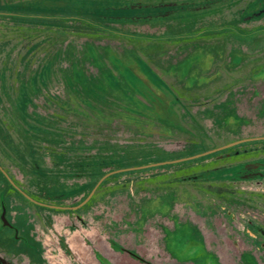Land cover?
<instances>
[{
  "label": "rangeland",
  "instance_id": "374dc122",
  "mask_svg": "<svg viewBox=\"0 0 264 264\" xmlns=\"http://www.w3.org/2000/svg\"><path fill=\"white\" fill-rule=\"evenodd\" d=\"M0 13V264H264V0Z\"/></svg>",
  "mask_w": 264,
  "mask_h": 264
},
{
  "label": "water",
  "instance_id": "95a60500",
  "mask_svg": "<svg viewBox=\"0 0 264 264\" xmlns=\"http://www.w3.org/2000/svg\"><path fill=\"white\" fill-rule=\"evenodd\" d=\"M0 16H19V15H13V14H5V13H0ZM264 138L262 139H252V140H244V141H240V142H237V143H234V144H231L229 146H226V147H223V148H220V149H216V150H213V151H209L207 153H204V154H201V155H197V156H194V157H191V158H187V159H183L182 162H188V161H192V160H196V159H199V158H202V157H206V156H209V155H212V154H215V153H218V152H222L224 150H227L229 148H233V147H236V146H239L241 144H244V143H247V142H251V141H259V140H263ZM180 163V162H179ZM172 164V162H168V163H162V165H153L155 167L157 166H164V165H170ZM147 168V167H145ZM0 171L2 173H4V175L7 177V179L9 180V182L13 185V187H15V189H17L26 199H28L29 201L35 203V204H38V205H41V206H44V207H48V208H53V209H58V210H77L79 208H81L83 205H85L90 199L91 197L93 196L94 192L96 191V189L106 180L108 179L109 177L115 175V174H118V173H122V172H126V171H117V172H113V173H110L109 175L105 176L99 183V185L96 187V189L92 192V194L89 196V198L84 202L82 203L80 206L78 207H73V208H62V207H55V206H48V205H45V204H41V203H38L36 202L34 199H32L29 195H27L24 191H22L18 186H16V184L10 179V177L7 175L8 173H6L2 167L0 166ZM7 207H4L3 208V214H2V221H3V224L5 225V227H9L11 229H13L14 227L12 226V224L9 222L8 218H7V210H6Z\"/></svg>",
  "mask_w": 264,
  "mask_h": 264
},
{
  "label": "flooded vegetation",
  "instance_id": "af4514ba",
  "mask_svg": "<svg viewBox=\"0 0 264 264\" xmlns=\"http://www.w3.org/2000/svg\"><path fill=\"white\" fill-rule=\"evenodd\" d=\"M259 139H262V138H259ZM247 143H264V139L259 140V141H251V142H247ZM244 144H246V143H244ZM241 145H243V144H241ZM253 151L254 150H252V152ZM219 160H218V162H221L223 160L222 157ZM241 161L239 162L238 166L236 167L237 169L240 168L239 170H241V172H240L241 180L240 181H243V182H251V181H255V180L264 181V177L262 176L263 174L260 171L259 162H257V161L252 162V159H247L245 161L241 160ZM240 181H238L236 179L232 180L233 183L240 182Z\"/></svg>",
  "mask_w": 264,
  "mask_h": 264
},
{
  "label": "trees",
  "instance_id": "16d2710c",
  "mask_svg": "<svg viewBox=\"0 0 264 264\" xmlns=\"http://www.w3.org/2000/svg\"><path fill=\"white\" fill-rule=\"evenodd\" d=\"M254 144H256V143H246V144H243V145H247V146H250V145H254ZM243 145H239V146H237V147H235L236 149H238V147H240V146H243ZM224 153H228V150H224V151H222V152H218V153H215V154H212V155H209V156H206V157H202V158H199V159H196V160H192V161H188V162H201V161H203V160H209V159H211V158H213V157H217V160H219L221 157H222V155L224 154ZM220 161V160H219ZM163 167H165V166H163ZM116 175V174H115ZM42 204V203H41ZM6 207V206H5ZM6 210H7V208H6ZM70 211H73V210H70ZM73 213V212H72ZM13 226V225H12ZM14 227V226H13ZM15 231H17V229L14 227L13 228ZM18 232V231H17Z\"/></svg>",
  "mask_w": 264,
  "mask_h": 264
}]
</instances>
